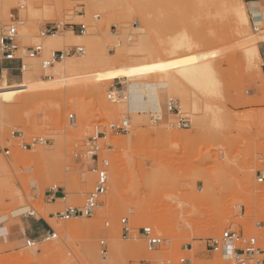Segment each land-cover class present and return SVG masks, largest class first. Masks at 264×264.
<instances>
[{
  "label": "rangeland",
  "instance_id": "rangeland-1",
  "mask_svg": "<svg viewBox=\"0 0 264 264\" xmlns=\"http://www.w3.org/2000/svg\"><path fill=\"white\" fill-rule=\"evenodd\" d=\"M112 1L0 0V20L19 14L22 53L28 45L44 44L43 27L64 22L87 24L84 38H71L65 47L83 46V53L65 59L81 61L90 52L107 55L81 68L72 84L65 82V73L43 69L40 58H26L23 74L7 75L8 85L23 83L28 71L55 85L0 102V224L6 217L5 225L19 224L23 213L33 212L47 219L58 236L29 247L24 241L10 244L0 234V264H175L183 256L193 264H238L208 250L206 242L227 228L264 234L256 226L264 219V186L255 180L264 168V68L261 55L251 66L246 57V34L258 33L249 4L242 0L251 26L238 34L230 17L207 18L198 0H130V6L111 15ZM144 15L150 17L148 26ZM185 30L191 45L175 50L174 40ZM69 31L81 33L69 26L60 33ZM140 39L148 46L137 50ZM124 46L136 49L121 50ZM193 64L208 66L217 81L215 94L183 75ZM118 69L129 75L115 77ZM159 80L171 82L159 89L162 118L152 119L161 111L128 112L129 85ZM169 97L178 101L181 114L169 112ZM180 116L188 117L191 127H176ZM125 118L129 132L109 133L100 150L109 184L99 206L88 217L59 219L53 212L83 206L95 182L91 160L76 156L77 145L97 124ZM34 137L46 141L25 148ZM123 218L129 235L123 232ZM74 223L79 228L68 233L65 228ZM146 225L165 239L155 250H149L141 233ZM53 246L58 250L50 251Z\"/></svg>",
  "mask_w": 264,
  "mask_h": 264
},
{
  "label": "built area",
  "instance_id": "built-area-1",
  "mask_svg": "<svg viewBox=\"0 0 264 264\" xmlns=\"http://www.w3.org/2000/svg\"><path fill=\"white\" fill-rule=\"evenodd\" d=\"M255 0H245V2L252 3ZM25 5L20 4V7L23 8ZM252 8L250 12L252 13ZM18 12L14 11L10 13L8 20H0V77L6 74L12 73H21L23 74L27 70L28 65L26 63L27 59H41V67L46 69L47 67H52L57 62L64 60L68 56L81 54L84 51L83 46H74L72 48L60 50L56 49L51 51V53L45 57V47L42 42H37L32 45L26 46L24 53H22V48L19 42L20 33H19V16ZM98 17V15L96 16ZM253 24L254 30L258 31L259 28L256 24V19L254 16ZM260 20V19H259ZM66 26H69L74 31L78 30L81 33H84L87 29V24H70L64 22H55L48 24L40 30V38H44L48 35H54L63 31ZM77 27V29H76ZM264 68V57L263 64ZM47 77L51 78V75L47 74ZM115 94L110 93L109 98H115ZM168 110L169 112H175L176 115L181 114L178 101L172 97L168 98ZM70 118L75 120L74 114H70ZM162 116H157L153 114V121H158ZM178 128H189L191 127V120L188 117L180 116L179 121L175 124ZM130 122L128 118L122 119L120 122L113 121L107 125L97 124L94 127L93 133L89 136L86 142H83L82 145H77L80 148L75 154L80 158H89L91 160V170L95 173V182L93 189L88 192L86 200L83 206H67L63 211L53 212L59 219H70L78 218L82 216H91L95 212L96 208L99 206L102 196L106 194L109 184L108 171L105 167L101 166L99 163L100 160V150L102 149V144L104 140L107 139L109 133L113 134H125L129 132ZM16 133V132H15ZM19 136L22 135L21 132H18ZM46 141L41 137H34L29 142H25L23 146L25 148L33 147L39 142ZM7 154L10 153V150L5 148ZM264 158V153L262 154ZM256 182L258 185L264 186V168L257 171ZM56 187H52L51 190L55 191ZM55 196L52 195V197ZM66 198V193L62 197ZM29 215H34L33 212ZM122 222L124 223L123 232L127 235L130 233L129 226L127 224V218H123ZM256 226L264 230V219L256 221ZM141 233L147 243L149 250H155L162 246L165 242V239L155 230L152 226L146 225L141 228ZM58 233L51 226V228L45 232L38 239L26 238L25 245L32 247L38 244L41 241H48L56 238ZM102 253L106 252L105 242L102 241ZM206 247L208 250L221 253L224 258L232 259L238 264H264V234L262 232H249L245 230H236L227 228L218 238H210L206 242ZM185 248L190 250L189 244L185 245ZM192 249V247H191ZM175 264H193L192 258L183 256Z\"/></svg>",
  "mask_w": 264,
  "mask_h": 264
},
{
  "label": "bare ground",
  "instance_id": "bare-ground-1",
  "mask_svg": "<svg viewBox=\"0 0 264 264\" xmlns=\"http://www.w3.org/2000/svg\"><path fill=\"white\" fill-rule=\"evenodd\" d=\"M198 1L200 2V3L198 2V4L202 5V7H201V5H199L202 8V9H200V11L202 10L207 18L216 17V16L230 17V20H232V22H233V28L235 29V31L238 34L249 31V27L251 26L250 15H249L247 6L245 5V3L242 0H198ZM15 2H17V1H15ZM23 2H25V1H23ZM128 3H130V0H113L108 5V9L110 11V14L113 15L116 12L124 9L125 6L127 7V5H129ZM255 4L256 3H251V5H249V11L251 8L250 6L255 5ZM7 5L8 6L5 5L7 8L10 7L9 4H7ZM29 5H30V3H29ZM30 7H31V5L29 6V9H30ZM198 9H196V10L198 11ZM258 11L261 13V15H260L261 19H264V10L263 9L260 8L259 10H255L253 8L252 13L250 12L251 16H254L255 19L258 20V21H256V24L259 28L258 33L257 34H255V33L246 34L249 37L247 39H244V40H246L245 42L249 43L247 50H246V52H247L246 57H247V60H248V63L250 66L255 64L256 59L260 57L261 54H260V49H259V42L264 41V22H263V20L258 19V17H259V16H257ZM6 16H8V15H6ZM149 18L146 17L145 15L143 16L144 25H146V26L149 25V23L151 22V20ZM86 31L87 30H85L84 33H73L71 31H69V33L67 35H65V33H57L54 35H48V37H46V39L44 40L45 51L48 52V51H53L56 49L64 50V48L71 43V41H72L71 38L76 39V40L84 38V36L87 34ZM27 35L30 36L31 34L27 32ZM63 35H65V36H63ZM95 35L96 34L94 32H92V30L89 32V36L91 38L94 37ZM178 35L179 36H177V38H175V40L173 39L175 42V45H174L175 50L177 48L179 49L183 46H190L191 45V39H192L191 34H189V32L187 30H185L184 32H181V34H178ZM59 36H61V37H59ZM136 46H138L137 50H140L142 48H146L148 46V44L146 45V42L144 39H140V40H138V43ZM136 46H135V49H136ZM126 49L128 50V52H132L133 50H135V49L130 50L127 48V46H124L123 49H121V50H126ZM97 56H100L103 58L107 57V55L103 54V53L97 54V53L90 52L81 61H76L74 59L69 58V59H65L64 61L62 60L61 62L59 61L55 65H53L52 67H47L46 69H49V68H52V70L55 69L54 71H55L56 75L58 73L60 75L62 73H65L67 75V77L65 76V82L67 83L69 81V83L71 82V84H72V82H73L72 79H74L75 76L79 75L78 74L79 70L81 68L89 65L90 62H92L93 59ZM109 63L110 62L107 61L106 64H109ZM25 71H27V70H25ZM208 72H209L208 66L206 64H193L190 67L187 66L183 70V75H185V77L189 78L198 87L203 88L206 91L209 90L212 94H215L217 92V89H218L217 88V86H218L217 81ZM127 75H129V73L126 69H118L114 73L115 77H123V76H127ZM53 77L54 76H52L49 79H52ZM62 77H61V79H62ZM200 77H203L204 82L202 81V83H201ZM58 79H59V77H58ZM50 81H52V80H50ZM50 81H48L46 79L36 80L35 74L28 71L25 74V80L23 83L8 85V76H7V74H4V76L0 80V102H12L16 99V97L18 95H20V93H22L24 91H28L31 93L35 92V91H43L44 92V90L45 89L47 90L48 88L44 89L42 85L54 83L53 81L52 82H50ZM57 82H59V81L57 80ZM170 84H171V82L168 80H162V81L159 80V81H150V82H145V83H133V84L129 85L128 94L126 95L127 108L129 110L128 112L135 113V112H142L145 110H151L153 112H160L161 111V103H160L159 89H160V87H169ZM53 85H55V84H53ZM44 87H46V86H44ZM21 98L23 99L24 97H21ZM180 110H181V112L183 111L182 109H180ZM157 116H160V115H157ZM5 183L8 184V182H5ZM261 208L264 209V206ZM77 226L79 228V225L78 224L76 225L74 223V224L67 226L65 228V230L68 233H70L74 229H77ZM80 227H81V225H80ZM195 227L193 230L194 233L196 232ZM197 227H199V226H197ZM111 231H112V228H111ZM49 250L55 252L58 250V247L53 246V247L49 248Z\"/></svg>",
  "mask_w": 264,
  "mask_h": 264
},
{
  "label": "crops",
  "instance_id": "crops-1",
  "mask_svg": "<svg viewBox=\"0 0 264 264\" xmlns=\"http://www.w3.org/2000/svg\"><path fill=\"white\" fill-rule=\"evenodd\" d=\"M252 3H256V4L250 7L252 9L254 8L255 10H259L263 5L264 0H255ZM248 4L251 5V3ZM257 13H258L257 16H259L258 19H261L260 16L261 13L259 11ZM259 49L261 56L264 57V43H261L259 45ZM12 74L14 75V73ZM145 111L150 112L148 110ZM162 113H163V104H162L160 116H162ZM22 215H23L22 220L21 223L19 224L10 223L8 225H5V223L8 221V217H6V220L0 224V234L5 236L6 242L10 244H14V243H21L24 241L25 243L26 238L38 239L40 236H42L45 232H47L51 228V224L44 217L37 218L34 215H29L25 213H23ZM144 259H148V258H144Z\"/></svg>",
  "mask_w": 264,
  "mask_h": 264
},
{
  "label": "snow or ice",
  "instance_id": "snow-or-ice-1",
  "mask_svg": "<svg viewBox=\"0 0 264 264\" xmlns=\"http://www.w3.org/2000/svg\"><path fill=\"white\" fill-rule=\"evenodd\" d=\"M193 59H195V58H193ZM157 67H164L163 65H159V66H157Z\"/></svg>",
  "mask_w": 264,
  "mask_h": 264
}]
</instances>
